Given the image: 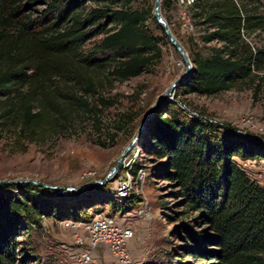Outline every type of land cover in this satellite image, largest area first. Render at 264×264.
I'll list each match as a JSON object with an SVG mask.
<instances>
[{
	"label": "trees",
	"instance_id": "16d2710c",
	"mask_svg": "<svg viewBox=\"0 0 264 264\" xmlns=\"http://www.w3.org/2000/svg\"><path fill=\"white\" fill-rule=\"evenodd\" d=\"M138 1L0 0V141L22 152L31 143L98 128L115 102L103 89L161 58L162 36L148 20L166 36L163 27L153 5ZM172 2L161 0V11ZM258 2H189L199 39L208 46L203 53L189 38L192 66L176 91L213 95L262 77L264 44L252 41L264 30ZM175 100L151 115L136 147L175 187L169 192L176 208L169 205L166 215L178 221L174 230L183 242L140 264H264V186L234 161H264V143L229 123L189 114ZM139 199L134 193L117 200L107 192L54 195L29 182L2 184L0 264H31L20 237L42 214L89 220L90 209L109 204L116 212Z\"/></svg>",
	"mask_w": 264,
	"mask_h": 264
},
{
	"label": "rangeland",
	"instance_id": "374dc122",
	"mask_svg": "<svg viewBox=\"0 0 264 264\" xmlns=\"http://www.w3.org/2000/svg\"><path fill=\"white\" fill-rule=\"evenodd\" d=\"M138 2L153 5L154 0ZM188 5L189 0H173L170 8L161 13H165L169 18L171 31L180 41L187 55L192 47L189 38L204 53L208 45L199 39L200 30L191 19ZM258 7L259 11L264 12V0H259ZM148 27L155 35L162 36L161 58L139 75L124 81H114L111 87L106 86L103 89L106 96L115 98V102L103 111L98 128L88 125L79 133L62 136L54 142L31 143L27 150L22 152L11 151L5 140L0 141V179L32 178L48 185L32 183L39 191L54 195L62 190L57 187H79L85 183L89 184L76 191L70 190L67 194L77 191L92 194L110 193L116 179L126 174L131 163L143 166L145 177L142 191L139 192L141 197H138L148 205L152 213L150 220L132 216L133 208L140 205L136 203L126 205L123 210L116 212L109 204H104L99 210L87 211L89 217L97 213L113 212L119 217L128 211L131 216L129 224L135 231L131 239L135 243V249L131 246L130 249L135 258L139 257L136 258L137 264L150 256L161 255L175 243L183 242L174 230L178 221L170 220L166 215L170 212L169 205L176 208V199L169 192L175 187L157 174L155 168L158 164L148 159L144 153L138 152L137 144L123 159V163L129 162L127 167L122 166L106 182L98 184L92 181L104 179L107 171L116 163L124 146L135 134L157 95L185 69L180 53L168 38L161 34L151 19L148 20ZM252 41L257 45L264 44V30H257L252 36ZM259 75L262 77L256 76L253 81H246L213 95L185 94L176 91V86L172 93V101L176 99L175 102L183 106L186 112L196 111L219 123H229L251 133L264 143V69ZM255 83L259 84L257 92H254ZM245 117H249L248 123H243ZM256 168L257 170H251L248 174L264 186V161L258 163ZM44 222L43 228L33 227L34 229H30L20 237V245L30 255V263L71 264L69 253L63 248V245L72 248L76 246L71 231L52 217H48ZM109 257L103 246L98 247L93 264H106Z\"/></svg>",
	"mask_w": 264,
	"mask_h": 264
},
{
	"label": "built area",
	"instance_id": "2783aa9c",
	"mask_svg": "<svg viewBox=\"0 0 264 264\" xmlns=\"http://www.w3.org/2000/svg\"><path fill=\"white\" fill-rule=\"evenodd\" d=\"M188 113L197 115L196 111H189ZM248 122L249 117L243 118V123ZM234 161L237 166L249 174L251 170H257L258 162L256 159L235 156ZM128 165L129 162L123 163L125 167ZM131 166L132 163L126 170V174L116 179L113 190L110 192L117 200H121L130 193L141 197L139 192L142 191L141 188L144 182V167L139 166L133 172L130 170ZM57 188L62 190H59L56 195H67V192L70 191L67 187ZM138 204L140 205L133 208L132 216L150 220L152 213L148 205L145 204L143 199H139ZM47 218L46 215H40L38 221L33 222L32 226L43 228L45 226L44 221ZM129 219H131V216L127 211L119 217L116 216V213H97L89 220H56L71 231L73 243L76 245L75 248L63 245V248L70 255L71 264H93L100 246H103L110 256L106 264H137L129 248V241L135 234L134 229L129 224Z\"/></svg>",
	"mask_w": 264,
	"mask_h": 264
},
{
	"label": "water",
	"instance_id": "95a60500",
	"mask_svg": "<svg viewBox=\"0 0 264 264\" xmlns=\"http://www.w3.org/2000/svg\"><path fill=\"white\" fill-rule=\"evenodd\" d=\"M153 14L160 23V25L163 27V30L165 32L166 37L170 41V43L176 48V50L180 53L182 56V59L185 63V69L184 71L177 76L175 79H173L169 86L161 93H159L156 97V100L154 103L149 107V109L146 111L143 120L141 121V124L138 126L135 134L130 138L129 142L124 146L122 151L120 152L117 161L114 165L110 167V169L107 171L104 179L102 180H94L92 183H98L101 184L103 182H106L110 176L115 174L118 170H120L123 166V159L127 155V153L134 147V145L138 142L139 137L141 132L143 131L146 122L148 119L153 115L158 107L161 105L162 102H170L172 101V93L174 88L181 82L189 73L191 66H192V61L190 60L189 56L187 55L186 51L184 50V47L180 43V41L177 39V37L173 34L171 31V28L167 22V20L164 18L163 14L161 13L160 10V0H154L153 3ZM20 182H29L33 184H38L42 186H48L47 184L41 182V181H36L35 179L32 178H19V179H0V185L1 184H6V183H20ZM89 183H85L79 187H67L69 190H79L83 188L84 186L88 185Z\"/></svg>",
	"mask_w": 264,
	"mask_h": 264
},
{
	"label": "crops",
	"instance_id": "0c3cea01",
	"mask_svg": "<svg viewBox=\"0 0 264 264\" xmlns=\"http://www.w3.org/2000/svg\"><path fill=\"white\" fill-rule=\"evenodd\" d=\"M134 245H135V243L133 242V241H129V248H130V246L133 248V249H135V247H134ZM101 247V246H100ZM130 251H131V249H130ZM131 254H132V256H133V253H132V251H131ZM133 258L136 260V258H138L139 259V257H134L133 256ZM138 259L136 260V261H138Z\"/></svg>",
	"mask_w": 264,
	"mask_h": 264
}]
</instances>
